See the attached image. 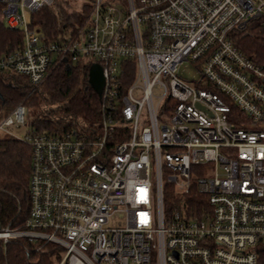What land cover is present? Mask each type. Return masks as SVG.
Returning a JSON list of instances; mask_svg holds the SVG:
<instances>
[{"label":"built area","instance_id":"1","mask_svg":"<svg viewBox=\"0 0 264 264\" xmlns=\"http://www.w3.org/2000/svg\"><path fill=\"white\" fill-rule=\"evenodd\" d=\"M52 2L0 0L23 35L0 73L39 86L52 66L97 64L99 120L23 137L11 129L26 125L25 106L0 120V136L31 149L25 228H0V242L57 245L58 264H259L264 68L229 34L264 33V0H87L82 25L48 42L25 13Z\"/></svg>","mask_w":264,"mask_h":264},{"label":"trees","instance_id":"2","mask_svg":"<svg viewBox=\"0 0 264 264\" xmlns=\"http://www.w3.org/2000/svg\"><path fill=\"white\" fill-rule=\"evenodd\" d=\"M53 0L48 7L29 15V28L48 42L58 41L82 25L85 13L70 12L71 5ZM3 5L0 4V13ZM233 46L249 60L264 68V33L256 24L229 34ZM23 35L9 29L0 19V56L21 49ZM88 66H52L39 86L23 76L0 73V109L10 112L21 104L27 110V132L59 135L70 127L92 126L99 120V97L89 84ZM122 78L130 82L134 67ZM236 112V111H235ZM31 118V119H30ZM30 119V120H29ZM31 149L13 137L0 136V228L19 231L25 228L30 210L29 177ZM166 204L170 205L168 195ZM63 251L42 241L17 239L0 242V264H58ZM259 264H264V245L259 247Z\"/></svg>","mask_w":264,"mask_h":264},{"label":"rangeland","instance_id":"3","mask_svg":"<svg viewBox=\"0 0 264 264\" xmlns=\"http://www.w3.org/2000/svg\"><path fill=\"white\" fill-rule=\"evenodd\" d=\"M60 3L67 2L68 4L71 5L70 12H74L77 15H82L84 12H88L87 5H85L87 0H55ZM54 1V2H55ZM25 17L27 20H29V13H25ZM179 76L187 79V80H193L195 78V73L191 69H187L186 66H181L179 68ZM6 109H0V120L7 116L10 112H5ZM31 119V118H30ZM29 119V120H30ZM26 122H28V117H26ZM28 125L22 126L18 129L12 128V132L19 137H23L25 135V132L27 131ZM120 224V223H117Z\"/></svg>","mask_w":264,"mask_h":264},{"label":"water","instance_id":"4","mask_svg":"<svg viewBox=\"0 0 264 264\" xmlns=\"http://www.w3.org/2000/svg\"><path fill=\"white\" fill-rule=\"evenodd\" d=\"M88 81L89 84L97 91L99 96L103 86L102 72L99 65L93 64L90 66L88 71Z\"/></svg>","mask_w":264,"mask_h":264}]
</instances>
